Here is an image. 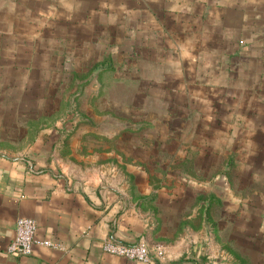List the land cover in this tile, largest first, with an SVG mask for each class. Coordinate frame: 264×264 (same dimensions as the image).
<instances>
[{
	"label": "rangeland",
	"instance_id": "obj_1",
	"mask_svg": "<svg viewBox=\"0 0 264 264\" xmlns=\"http://www.w3.org/2000/svg\"><path fill=\"white\" fill-rule=\"evenodd\" d=\"M251 32L218 64L219 45L131 14L0 15V154L47 146L56 174L167 201L168 231L205 237L199 264H264V31L229 70Z\"/></svg>",
	"mask_w": 264,
	"mask_h": 264
},
{
	"label": "crops",
	"instance_id": "obj_2",
	"mask_svg": "<svg viewBox=\"0 0 264 264\" xmlns=\"http://www.w3.org/2000/svg\"><path fill=\"white\" fill-rule=\"evenodd\" d=\"M28 11L131 14V29L199 35L203 43L219 45L210 53L211 61L218 64L228 54L227 32L233 27L251 30L242 49L230 54L231 74L248 61L250 45L258 31H264V0H0L1 16ZM49 150L37 145L15 157L0 154V264H199L205 237L194 231H168L161 210L167 201H135L127 191L100 177L56 174L47 159ZM19 217L37 222L29 254L8 250ZM107 237L129 243L162 242L170 249L152 262L132 260L106 252L103 241ZM182 254L184 259H180Z\"/></svg>",
	"mask_w": 264,
	"mask_h": 264
},
{
	"label": "built area",
	"instance_id": "obj_3",
	"mask_svg": "<svg viewBox=\"0 0 264 264\" xmlns=\"http://www.w3.org/2000/svg\"><path fill=\"white\" fill-rule=\"evenodd\" d=\"M37 222L32 217H19L16 222L14 238L8 245L10 252L29 254L32 252L35 241ZM42 243L53 245L50 240ZM103 249L111 254L120 255L127 259L152 262L165 256L166 249L162 243H151L147 240H139L135 243L121 241L115 237H107L103 241Z\"/></svg>",
	"mask_w": 264,
	"mask_h": 264
}]
</instances>
